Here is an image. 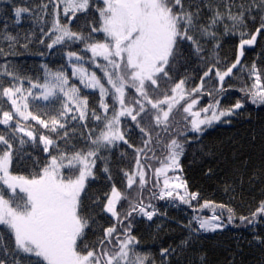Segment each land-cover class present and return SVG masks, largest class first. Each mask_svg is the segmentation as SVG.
<instances>
[{
	"label": "snow or ice",
	"instance_id": "1",
	"mask_svg": "<svg viewBox=\"0 0 264 264\" xmlns=\"http://www.w3.org/2000/svg\"><path fill=\"white\" fill-rule=\"evenodd\" d=\"M202 2L211 13L206 23L201 22L200 3L195 5V11L190 10L192 0L187 3L186 0H102L103 6L96 9L98 26L93 25L91 32L102 33L103 39L95 40L91 34L85 37L69 27L77 12L89 9L90 0H56L52 28L46 33L51 39L47 47L65 41L86 42L85 51L91 52V62L100 69L102 76L89 72L82 63L74 64L73 75L78 76L84 88L98 90L102 112L89 109L87 96L81 95V89L75 84L69 85L63 72L50 74L52 81L31 84L28 89L14 72L4 73L15 83L7 87L0 83V125L4 126V131L0 132V226L7 229L14 247L5 244L0 248L3 253L0 264H22L20 254L24 257L23 264H149V257L137 251L140 241L132 233L133 213L149 221L157 214L151 203L145 204L140 198L149 182L148 170L153 174V187L160 188L158 194L152 193V198L179 199L191 206V201L197 200L199 194L189 192L187 182L175 175L183 171L180 158L185 151L184 143L188 141L187 132L201 133L205 126L221 122L222 118L231 117L244 107L243 102L237 100L231 107L222 108L220 100L214 99L207 106L197 108L200 98L225 92L226 78H231L233 70L239 69L246 71L253 81L251 85L243 84L239 91L252 104L264 105V69L255 63L250 67L242 63L245 46L254 45L257 36L264 32V0ZM61 5L65 23L60 20ZM28 11L24 7L15 8L17 23ZM257 14L259 27L249 34L247 20L255 21ZM226 21H231V26ZM220 27L224 29L223 35H240L235 61L221 68L217 60L203 73L200 84L191 89L186 87V79L174 81L171 73L176 63L184 58L185 46L197 55L205 50L202 41H212L213 50L218 49L221 34L217 29ZM89 40L92 42L88 43ZM67 55L70 61L73 58L84 60L76 52L70 51ZM97 58L105 63H98ZM212 79L218 86L213 85L212 91H208L205 83ZM33 88L42 89L39 96L34 95ZM29 97L59 103L60 108L55 115L42 118L44 113L40 106L30 105ZM7 104L10 110H5ZM73 112L78 115H71L72 120L86 121L90 113L96 122L91 127L82 125L88 128L87 134L81 133L86 141L83 147L65 139L68 136L66 121ZM177 115L180 120H176ZM181 121L185 123L179 128L177 125ZM61 129H65L63 135ZM133 135L138 138L139 146L132 141ZM181 136L183 142L179 139ZM61 139L63 147L57 142ZM121 143L133 150L135 166L132 171L121 169L126 180L125 191L113 182L100 204L101 210L115 218L116 223L104 228L103 235L89 243L86 230L92 227L90 221H95L85 214L86 184L97 178L94 169L96 161L103 159L101 151ZM14 144L18 147L14 148ZM26 144L42 145L47 157L42 164L36 161L35 170L29 175H14L10 171L14 155H19ZM158 152L161 155L158 156ZM151 161L159 166L153 168ZM103 171L111 181L109 168L105 166ZM170 172L172 176L168 175ZM133 185L137 187L133 189ZM96 203H100L99 198ZM125 203L126 211L123 210ZM205 208L210 209L212 215L207 218L194 216L198 228L189 222L186 227L190 229V236L200 230L215 232L222 228L223 212L217 213L218 208L227 210L229 223L234 218L233 209L226 205L205 201L198 210ZM258 217L264 218V200L250 218L241 216L240 220L252 224ZM181 243L187 245L189 241ZM173 251L164 248L161 255ZM9 255L11 261L7 260Z\"/></svg>",
	"mask_w": 264,
	"mask_h": 264
},
{
	"label": "trees",
	"instance_id": "2",
	"mask_svg": "<svg viewBox=\"0 0 264 264\" xmlns=\"http://www.w3.org/2000/svg\"><path fill=\"white\" fill-rule=\"evenodd\" d=\"M55 2L56 0L51 2L50 0H0V83L5 87L15 83L11 76L4 75L6 71L14 72L19 76L24 88L33 83L43 85L46 80H53L50 74L63 72L69 79V85L75 84L81 89V95L87 96L89 109L96 108L100 113L102 110L99 109L98 90L86 89L80 84L78 76L73 75L74 61H70L67 55L72 51L83 56L82 62L85 68L90 72H96L97 76H102L100 69L91 62V52L85 51L86 42L65 41L52 48L47 47L51 39L46 33L52 28ZM197 3H200L201 22L206 23L211 13L204 7L202 0H192L193 7L190 10L195 11ZM44 5H47L46 9ZM101 6H103L102 0H90L89 9L77 12L76 17L71 19L69 23L71 30L85 37L91 34L95 40H102V33L91 32L93 25L98 26L99 13L96 9ZM16 7L29 9L21 15L19 23L14 14ZM62 9L63 5L60 6V20L61 23H65L66 18ZM221 10H223L222 6ZM226 22L231 26V21ZM259 24L260 19L257 14L255 21L247 20L246 31L249 34L255 32ZM217 31L221 34L218 49L213 50L214 42L202 41L205 50L197 55L185 46L184 58L176 63L171 73L174 81L186 79V87L191 89L200 84L203 73L217 60L220 61L218 66L221 68L235 61L240 42L239 33L223 35V27L218 28ZM8 36L14 39L8 40ZM97 62L105 63L102 58H97ZM242 63L247 67L255 63L258 68L264 69V32L257 36L254 45L245 46ZM233 72L231 78H226L227 90L214 96L203 95L197 108L207 106L214 99L220 100L222 108L231 107L237 100H241L244 107L231 117L222 118L221 122L205 126V130L201 133L187 132L188 141L184 143L185 151L180 158V166L183 170L181 173L187 182L189 192L198 193V199L193 200L191 206L184 205L185 208L181 209L173 206L172 200H153L152 193L156 187H153L152 171L148 170L149 182L140 198L144 203L153 204L157 214L149 221L146 217L133 213L135 219L132 221V233L140 241L137 251L149 257V264H264V243L261 242L264 241V218L258 217L252 224L240 220L241 216L250 218L260 201L264 200V105L252 104L248 97L239 91L243 84L251 85L253 82L248 78L247 72L239 69H234ZM213 85L218 86L215 79L205 83V89L212 91ZM108 99L111 102L110 98ZM29 103L33 107L40 106L44 113L42 118H48V114L55 115L56 110L60 108L59 103L41 102L40 99L32 97H29ZM4 108L10 110L11 106L7 104ZM71 115L78 113L69 114L66 121L68 136L65 139H68L70 144L83 147L86 141L81 133L87 134L88 128L82 125L88 124L91 127L96 122L91 119L90 113L86 121L72 120ZM180 119L177 115L176 120ZM224 120L230 122L225 123ZM30 123L35 124L34 121ZM184 123L181 121L177 127L182 128ZM3 131L4 126L0 125V132ZM41 131L47 132L44 129ZM59 131L63 135L65 129ZM52 135L55 138V134ZM179 139L183 142L184 138L181 136ZM132 141L139 146V140L135 135L132 136ZM57 142L61 147L64 146L63 139ZM15 147L18 145L14 144ZM157 155L161 153L158 152ZM101 156L103 159L96 161L94 169L97 178L90 179L85 189V214L93 217L95 221V223L90 221L92 227L86 230L89 243L102 236L104 228L116 223L115 218L101 210L100 204L104 202V194L110 191L113 182L121 191H125L126 180L123 179L121 169L132 171L135 166L133 150L122 143L108 151L102 150ZM46 157L42 145L26 144L19 155H14L10 171L14 175H29L35 170V162L39 161L42 164ZM151 163L153 168L159 166L156 161ZM105 166L111 172V181L107 179L108 174L103 171ZM136 187L133 185V189ZM97 198L99 204L96 203ZM205 201L232 208L234 218L229 223L227 210L218 208L217 213L223 212L221 218L223 227L215 232L193 233L190 236V229L186 226L191 222L192 227L198 228L196 221L193 220L195 215L202 217L212 215L210 209L198 210ZM127 207L125 203L123 210L126 211ZM118 210H121L119 205ZM0 236H3V239H0V248L5 244L9 248L14 247L7 229L3 226H0ZM186 239L189 243L183 245L181 242ZM164 248L175 251L166 256L161 255ZM0 255L3 253L0 252ZM11 259V255L7 256L8 261ZM20 259L23 264V254H20Z\"/></svg>",
	"mask_w": 264,
	"mask_h": 264
},
{
	"label": "rangeland",
	"instance_id": "3",
	"mask_svg": "<svg viewBox=\"0 0 264 264\" xmlns=\"http://www.w3.org/2000/svg\"><path fill=\"white\" fill-rule=\"evenodd\" d=\"M73 61H74V64H83V62L82 61H75V59L73 58ZM74 64H73V66H74ZM83 66H84V64H83ZM85 67V66H84ZM90 72V71H89ZM34 84V83H33ZM28 88H31V84L30 85H28V86H26L25 87V89H28ZM42 91V89H40V88H33L32 89V92L36 95V96H39V94H40V92ZM38 100V99H37ZM40 101L41 102H47V101H44V100H42V99H40ZM169 176H172L173 175V173H169L168 174ZM175 175H180V176H182V173L181 172H177V173H175ZM183 178V177H182ZM162 179L163 178H161V186H162ZM5 189H6V187H5ZM159 191H160V188L159 187H156V189L154 190V193H159ZM156 198H154L153 200H155ZM165 200L166 201H170V200H172V205L173 206H175V207H177V208H185V206L184 205H188V204H184V203H182L179 199H172V198H165ZM193 201H191V203H192ZM145 204H148V203H145ZM168 204H169V202H168ZM153 205V204H152ZM164 208H161V210H163ZM159 212H160V210H159ZM140 216V215H139ZM195 216H199V215H195ZM211 215H209V216H203V217H205V218H207V217H210ZM197 226H198V224H197ZM219 229H221V228H219ZM219 229H217V230H219ZM209 232H211V231H209ZM198 234H201V233H207V232H205V231H203V230H200V231H198L197 232ZM197 233H195V234H197Z\"/></svg>",
	"mask_w": 264,
	"mask_h": 264
}]
</instances>
